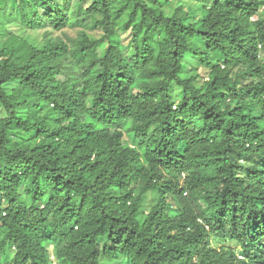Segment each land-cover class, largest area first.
<instances>
[{
  "label": "trees",
  "instance_id": "trees-1",
  "mask_svg": "<svg viewBox=\"0 0 264 264\" xmlns=\"http://www.w3.org/2000/svg\"><path fill=\"white\" fill-rule=\"evenodd\" d=\"M49 245L264 264V0H0V264Z\"/></svg>",
  "mask_w": 264,
  "mask_h": 264
},
{
  "label": "rangeland",
  "instance_id": "rangeland-1",
  "mask_svg": "<svg viewBox=\"0 0 264 264\" xmlns=\"http://www.w3.org/2000/svg\"><path fill=\"white\" fill-rule=\"evenodd\" d=\"M175 4L176 3H174V2L171 3L172 6H174ZM185 9L191 13L192 17L197 14V10L192 9L188 5L185 6ZM47 33L51 34V31L40 30L38 32L31 33L29 41L32 43H40L41 41H43V39L45 38ZM78 34H79V29L69 27V28H66V29L61 30V31H53L51 36L58 38V39H62L66 42H69L71 38L77 37ZM122 43L124 45H127L129 43L128 35L123 36ZM185 65H186V71L188 72V74L190 76H194L198 73L202 74L203 76L207 75V69H205L203 67L198 69L199 62L195 57H191V56L188 57L187 60L185 61ZM15 86H16V83H11L8 85L7 89L9 91H11V89ZM148 200H149V198H148ZM172 207L177 208V209L180 208V206L177 204V202H172ZM212 243L215 247H219L222 244H224L223 241H221V239L217 236L212 237ZM235 248L238 249V247H235ZM49 251H50V257H51V263L52 264H58V261L56 259V255H55V251H56L55 246L49 245ZM102 262L104 264H130L131 263L130 257L128 255H122V256L120 255L119 257H117V259H113V260L107 259V258H102Z\"/></svg>",
  "mask_w": 264,
  "mask_h": 264
}]
</instances>
